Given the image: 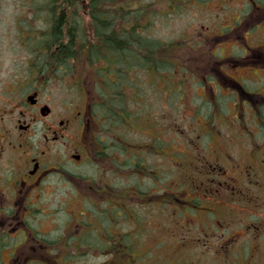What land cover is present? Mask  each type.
I'll return each instance as SVG.
<instances>
[{
    "label": "rangeland",
    "instance_id": "rangeland-1",
    "mask_svg": "<svg viewBox=\"0 0 264 264\" xmlns=\"http://www.w3.org/2000/svg\"><path fill=\"white\" fill-rule=\"evenodd\" d=\"M43 1L0 0V118L35 87L56 113L76 111L88 97L105 95L113 110L100 127L103 139L111 142L105 154L118 161V169H106L109 158L100 172L89 163L87 186L96 178L111 188L102 195L89 189L86 200L77 193L82 191L78 184L51 179L40 201L32 200L41 209L38 225L29 222L34 234L13 241L32 245L35 237L45 238L39 250L48 249L49 256L33 264H264V115L242 97L239 101L234 86L231 99L222 96L219 84L225 71L236 78H263V70L254 73L239 62L264 58V9L245 0H100L96 10L91 0H83L74 5L78 11L58 3V9L66 8L69 24L87 31L77 35L80 41L87 38L88 48L100 52L87 49L84 54L79 48L76 59L52 63L44 71L38 59L54 55L46 46L58 11L54 15ZM258 4L264 7V0ZM131 5L142 12L136 28L135 20L129 25L130 17H125ZM116 9L119 25H108L109 34L113 27L121 35L128 30L157 43L153 52L139 50L150 56L144 65L121 62L130 73L119 79L108 75L98 83L107 54L95 36L93 14L104 18ZM243 35L251 45L247 51ZM149 62L164 68L149 67ZM22 85L23 93L14 91ZM113 92L119 97L111 99ZM8 118L0 123V153L10 147L17 113ZM14 154L27 160L32 156ZM14 154L0 156V176L9 174ZM83 211L92 231L76 249L66 239L77 232L76 216ZM97 228L103 230L102 242L96 239ZM115 241L127 242L131 247L125 245V252L136 258L113 251ZM27 248L19 264L31 262L25 258L31 253Z\"/></svg>",
    "mask_w": 264,
    "mask_h": 264
},
{
    "label": "flooded vegetation",
    "instance_id": "flooded-vegetation-1",
    "mask_svg": "<svg viewBox=\"0 0 264 264\" xmlns=\"http://www.w3.org/2000/svg\"><path fill=\"white\" fill-rule=\"evenodd\" d=\"M54 1L55 0H45L43 2L44 5L48 6L47 9L56 15L57 11L53 9L56 8V3H54ZM245 2L252 6V8L258 10L264 9V7L258 4V0H245ZM115 8L119 7L115 6ZM64 11L65 13L67 12V10ZM60 13L61 11H58L57 16H60ZM105 15L111 18L113 26L118 27L120 12L117 9L116 11L107 12ZM67 17H69L68 12ZM54 24L51 30H49V35H47L48 37L51 35L52 40L46 46L48 53L51 52L54 53V55H49L50 53L42 54L38 59H41L40 63L44 71L49 68L52 63L54 65H60V59L57 57L60 56L61 50H59L55 44V37L53 36ZM103 24L102 22V26ZM225 28L227 27H222V31H224ZM110 29L108 28L107 30L109 31ZM115 29L116 28L112 27L111 34L106 31L108 34L105 37H101L98 34V37H96L103 45L102 53L107 54V67L101 70L98 83L104 82L102 81L103 77L108 75H114L116 79H119L123 73H130V69L126 65L120 66L121 62L123 63L126 61L120 58L121 34ZM83 33L86 35L87 31ZM130 33V31L127 32L129 36ZM76 37L79 39L78 36ZM242 37L246 40L243 47L244 51H247V48L251 47V45L246 35ZM37 39L39 38L37 37ZM67 40L68 39H66V41ZM37 45L39 44L37 43ZM130 45L132 44L124 45V47L127 46L130 48ZM56 49L58 50L56 51ZM52 50L55 52H52ZM126 50L131 51L127 48ZM83 52H86V49ZM132 62H134V59L131 63ZM131 63L129 62V64ZM239 63L245 64L254 73L260 70L264 72V58L262 57L261 59L256 57L252 60L241 59ZM123 66H125V68ZM131 66H133V63ZM237 66V64L234 65L235 68H237ZM11 78L16 82L13 76H11ZM219 78V84L223 86L222 96L231 99L232 94L235 92L232 90L234 86L239 95V101L242 97L244 99L243 102L245 101L246 104L251 107L254 106L255 110H258L257 112L264 115V73L263 78L260 76L255 79L251 76L247 78H236L230 76L225 71V74L221 75ZM222 80L226 83H221ZM251 87H256V89L251 90ZM22 89L23 85L17 87L14 91L23 93ZM110 89L114 90V87L112 86ZM212 89L215 90L213 85ZM112 95L113 97L111 96V99L119 97V95L116 97L114 92ZM105 99V95L94 98L88 97V101H86L83 108L76 109V111L67 109L65 112L56 113L54 108L44 102L39 88L35 87L34 90H29L26 94L23 93L22 101L14 104L13 108L9 109V111H2L4 114L0 118V123L10 121L8 117L16 113L18 118L14 124L13 134L12 132L9 134L13 137L10 138V147L8 146L9 149H4L3 153H0V156H4L9 152L13 154L24 152V154L29 153L32 156L27 160L24 156H22L21 159L18 155L14 154V158L11 157L8 164L7 171L9 174L0 176V264H19L22 260V253L26 252L27 247L31 253L25 258L31 260V264L43 257V255L49 256L46 254L48 253V249L45 252H40L39 250V248H44L40 243H46L45 238L37 239V237H35L36 239H33L35 243L32 245L22 241L18 242V240L13 241V238L22 237L24 234L26 235L27 232H29L30 235L34 234L31 230L34 229V226L33 224H29V222L34 219V223L38 225L41 209L35 207L36 204L34 205L32 200L36 199L38 202L40 201V194H44L51 179L59 177L62 183L69 182L78 184L82 191H78L77 193L84 194L83 200L87 199L86 194L89 192V189H92L96 194L102 195L105 189L111 188L109 185L105 187L103 181H98L96 178L91 185L89 183L87 186L88 179L85 177V168L89 163L98 165V171L100 172L105 169L103 165H105L104 161H106L107 158L110 159V162L106 169H114V171H116V168L118 169L116 165L118 161L105 154L107 153L106 149L110 148L111 142H106V140L103 139L102 134L104 132L102 131L104 130L100 127V124L104 121V118L110 119L108 114L113 110V107L109 106ZM253 99L257 101L255 102ZM247 100L253 102V105ZM103 105H106V111L108 110L107 113H102L105 110ZM48 119L51 121V124L50 121H45ZM97 119H99V121H97ZM40 123L44 125V127L39 128ZM111 123L113 122L111 121ZM120 142L124 143L123 139H121ZM4 143L7 145V138H4ZM57 145L58 150H56ZM133 164H135V161ZM37 193H39L38 196L36 195L34 197ZM69 215L71 219L73 217V212H70ZM81 215H83V217ZM76 217L78 218V221L75 222L77 225V232H71L66 241H72L74 247L78 249L83 246L84 237L92 231L89 227H91L93 223L87 219L85 211H83V213L80 212ZM35 232L38 234L39 229L37 228ZM24 237L25 239L28 238L27 236ZM62 237L64 238L67 236L64 233ZM96 239L99 242L103 241V230L97 228ZM113 243H115L113 244V251L116 250V252H120L121 246L119 242L115 241ZM22 244L27 245L17 254V250ZM101 248L102 246H99L96 252ZM5 253H8V256L5 257ZM75 254L78 256L80 255V253ZM127 255L131 259L136 258L133 252L131 255L129 253H127Z\"/></svg>",
    "mask_w": 264,
    "mask_h": 264
},
{
    "label": "trees",
    "instance_id": "trees-1",
    "mask_svg": "<svg viewBox=\"0 0 264 264\" xmlns=\"http://www.w3.org/2000/svg\"><path fill=\"white\" fill-rule=\"evenodd\" d=\"M80 1L83 0H55L54 3L58 4H64V5H68L69 8H71L73 11H78L80 6L75 7L74 5H78L80 3ZM106 1V0H104ZM109 1V0H107ZM114 1V0H113ZM114 2H117V0H115ZM125 3V2H124ZM101 4L100 0H91V8L93 10H96L98 5ZM125 5H127L125 3ZM121 6V4H120ZM124 6H121V8H123ZM129 7V6H127ZM130 9V14L129 16H125V17H130V20L127 21V24L131 25V20L134 19V27H135V22H137L136 26H138V19L139 16L141 15V10L138 11V9H133L132 5L129 7ZM55 11H61L60 16H57V18L55 19V24H54V34L53 36L55 37V44L57 45V48L59 50H61L60 56L57 57L58 59H60V65H66L67 63H69V60L72 59H76L78 56V53L80 51V49L82 50V52L86 49L87 53V49H88V53L90 54L91 50H96L93 47L88 48V40L87 38H85V41L81 42L79 39H77V35L81 33H83V29L81 26H78L77 24H69V17H67V14L65 13L64 10L65 9H59L58 7L53 8ZM122 15V14H121ZM124 16V15H122ZM107 17V18H106ZM93 18L95 19L96 22V29H95V34H98L101 37H105L107 35L108 31L107 29L111 28L108 25H112L111 23H109L111 21V18L108 16H105L104 19L102 17H100L99 15L93 14ZM99 20V21H98ZM102 22L104 23L102 26ZM136 28V27H135ZM134 30V28H133ZM128 32V30H127ZM127 32H125V35H121L120 36V58L121 59H125L124 61H126L128 64L129 62L131 63V61L134 59L135 64H133V66L135 65H144L145 62H143V60L146 61L147 58H149L150 56L147 55L146 56H142L141 52L139 50L141 49H146L149 47V53L154 51V47L155 44L157 42H154L152 40H148L145 37H138L137 35L133 34L132 32L130 33V36L127 34ZM69 34V35H67ZM134 35V36H133ZM133 36V37H132ZM66 39H68L66 41ZM128 44H132L135 45L137 47V49H134V51L131 49V51L126 50L127 46L124 47V45H128ZM80 48V49H79ZM56 49V51L58 50ZM137 51V52H136ZM96 52H100L99 50H96ZM93 58V57H92ZM158 69H162L164 67H161V65L158 64H154V63H150L148 64L149 67L154 68V66ZM119 245H121L120 247V252L123 253V255H127L125 251V245H129L127 242H120ZM123 245V246H122ZM129 247H131L129 245ZM129 258V257H128Z\"/></svg>",
    "mask_w": 264,
    "mask_h": 264
}]
</instances>
